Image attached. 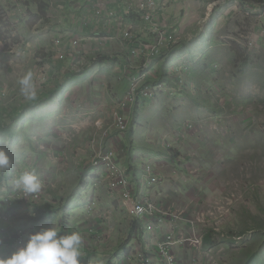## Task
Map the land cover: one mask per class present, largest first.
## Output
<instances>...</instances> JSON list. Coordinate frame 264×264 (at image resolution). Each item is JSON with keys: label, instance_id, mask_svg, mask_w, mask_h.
<instances>
[{"label": "rangeland", "instance_id": "1", "mask_svg": "<svg viewBox=\"0 0 264 264\" xmlns=\"http://www.w3.org/2000/svg\"><path fill=\"white\" fill-rule=\"evenodd\" d=\"M46 1L50 10L53 3L59 2ZM205 4V19L207 25L210 24L206 38L208 44L204 45L201 31L198 32L199 37L189 34L190 40L187 41L190 46L187 47H191V51L196 50L197 55L191 61L192 73L183 75L182 90L175 95L170 90L162 91L156 99L137 106L130 113H133L131 126L126 134L129 133L127 139L131 144L133 177L137 180L142 176L139 158L155 153L159 158L157 167L167 177V181L157 188L163 189L165 209L180 210L186 213L185 220L195 223L181 225L191 240L201 235L213 241L214 246H204L199 251L178 246L174 254L179 264H264V39L252 50L248 39L260 30L259 15H250L243 2L219 7ZM2 11L5 12L4 9ZM43 68L37 71V77ZM7 73L0 72V79L10 83L14 75L13 72L12 75ZM166 75L165 71L162 78L165 79ZM47 83L53 84L49 77ZM45 84L41 79L35 81V85L28 89L29 94H37L48 85ZM0 99V121L13 128L14 121L8 116L21 102L16 103L9 94ZM76 104L72 102V105ZM116 104L112 99L108 101V113L100 115L99 120L105 124L112 122L111 111ZM143 106V112L137 116L136 109ZM43 129H47L46 124ZM38 130L39 127H32L28 132L22 131L16 140H0V182L5 180L6 173H15L17 177H7L6 180H12L9 188L18 195L32 183L27 175L28 169L26 173L29 165L25 160L27 153L37 148L35 161L39 163L42 153L48 150L43 135H35ZM65 130H68L70 138L77 137L69 125ZM97 136L95 131L90 139L92 148ZM171 156L176 163L170 161L168 157ZM67 178H49L51 181L47 180V184L58 185V188L48 190L47 194L50 192L54 199L55 195L60 196V189ZM14 180L17 181L13 183ZM79 181L85 185V179L80 178ZM7 195L6 191L2 194L3 206ZM42 204L44 202L37 204V208ZM22 209L30 211V215L36 211L30 205ZM62 211L64 214L68 212ZM119 213L121 220L117 229L121 248L133 246L134 239L138 245L142 243L146 236L142 224L133 222L131 228L125 219L127 213L123 210ZM91 217L88 215L87 218ZM31 218L34 217H27V220ZM43 219L50 221L54 230L61 224L57 222L58 218ZM68 226L66 222L64 228L68 229ZM166 230V227L161 230L160 241L170 229ZM61 234H64L62 228ZM152 245L154 243H150ZM150 250V253L156 251L154 248ZM150 253L149 256H153Z\"/></svg>", "mask_w": 264, "mask_h": 264}, {"label": "crops", "instance_id": "2", "mask_svg": "<svg viewBox=\"0 0 264 264\" xmlns=\"http://www.w3.org/2000/svg\"><path fill=\"white\" fill-rule=\"evenodd\" d=\"M205 3H209L208 0H172L167 3L169 21L172 28L179 27L181 43L175 50L154 61L153 69L149 71L150 77L161 79L170 65L179 58L194 61L197 51H191V47H187L190 46L187 41L190 40L189 34L194 33L199 37L198 32L201 31L204 45L208 44L206 38L209 36L210 30L207 32V29H210V24L207 25L208 21L205 19ZM111 8L125 11L126 0L114 1ZM0 11V16L4 17V20H0V72L6 71L10 75L13 72L14 75L10 83L0 79V97L3 98V91H6L10 97L16 99V103L21 102L8 116L14 121L11 128L17 139L22 131L28 132L32 127H39L40 130L35 135L42 134L48 147L47 152L40 156L39 163L35 161L36 142L33 145L36 150L27 153L25 160L29 165L26 167V173L28 169L27 175L31 177L32 183L27 182L29 186H36L38 181H43L46 184V189H43L46 200L44 204L38 205V208L33 206L36 209L34 215H30L31 212L23 210L22 207V220L25 224L31 223L26 225L30 232L45 231L46 245L52 251L58 249L55 243L64 236L61 234V228L63 233L67 231L63 227V218L66 216L70 228L68 233L74 231L79 237L82 264L137 263L140 252L158 247L161 230L165 227L166 231L170 229L168 220L162 218L159 220L161 222L156 223L157 227L149 228L150 224L128 216L119 197L111 192L103 172L92 165L96 148H92L90 139L96 131L100 143L97 147L106 151L115 150L119 164L129 171L140 197H154L161 205L165 204L161 193L163 189H157L161 185L143 184L145 170L149 166L157 174L166 176L164 171L157 167L159 158L155 153L139 158L141 162L138 166L143 172L139 179L134 180L131 144L127 139L129 133L114 129L112 122H107V136L105 130L101 131L96 126L100 115L108 113V101L111 102L112 99L117 102L130 90V80L124 72L125 66L137 67L141 58L131 56L129 45L122 35V28L115 21L107 24L95 15L92 0H59L57 4H52L46 20L39 18L37 5L29 0H0ZM137 23L140 24V21ZM77 41L82 43L81 48L88 58L96 53L106 56L104 61L89 66L85 74L77 71L78 48L74 47ZM69 50L76 53V56H69L65 61H60L59 52ZM42 67L49 68L48 77L53 84L46 83L48 85L45 84V88L42 86L44 89L39 90L37 94H29L28 89L30 85H35V79H42L36 75ZM7 76L9 77L8 73ZM73 101L77 104L72 105ZM143 109L144 106L136 109L137 116ZM54 115L57 117L53 118ZM44 124L47 125L46 130L43 129ZM67 125L77 137H69L68 130H65ZM16 137L13 140H16ZM103 137L109 138L104 140ZM168 158L176 163L172 156ZM14 176L17 177L15 173H6L5 180L0 182V199L4 191L13 190L9 188L12 180L6 178ZM58 176L68 178L60 189V196L55 195L54 199L51 198L50 192H47L57 189L58 185H48L46 181ZM80 178L85 179V185L79 181ZM15 181L17 180L13 183ZM94 198L99 201L100 213L88 219L87 208L90 200ZM1 201L2 199L0 204H3ZM61 202L63 204H59ZM62 210L68 212L64 214ZM119 210L127 213L128 217L125 219L127 218L131 228L133 222L142 224L146 236L139 245L134 239L133 246L131 244L128 249L121 248V236L117 229L121 220ZM27 217L34 218L27 220ZM46 217L58 218L57 222L61 224L54 230L52 223L43 219ZM127 227L129 228L128 224ZM97 236L102 237L101 240L104 241L93 239ZM15 243V236H3L0 233V264H26L23 251L18 250ZM150 243L154 245L150 246ZM132 247L133 250L130 251ZM176 252L180 254L178 249Z\"/></svg>", "mask_w": 264, "mask_h": 264}, {"label": "built area", "instance_id": "3", "mask_svg": "<svg viewBox=\"0 0 264 264\" xmlns=\"http://www.w3.org/2000/svg\"><path fill=\"white\" fill-rule=\"evenodd\" d=\"M114 1L118 0H92V6L95 15L107 24L115 21L122 28V35L129 45L132 57H140L141 62L131 67L125 66L126 77L130 80V90L127 95L117 101L114 109L111 111L112 127L114 129L126 132L130 128V113L138 106L150 102L162 92L170 90L172 95L180 92L183 87L185 73H192L191 60L185 58L177 59L170 65L167 72L168 80L161 78H152L149 71L153 69L154 61L161 56L175 50L181 43L182 36L179 34V27H173L169 21L167 3L172 0H126L127 9L117 10L111 6ZM245 0H208L211 7L221 5H230L232 3H245V10L253 16L259 15L258 24L260 30L248 37L250 49L259 46L260 40L264 39V3L247 4ZM2 18V17H1ZM133 18V20H132ZM140 21V24L137 23ZM113 39H115L113 37ZM80 42H75L79 46ZM80 50L78 64L81 65L82 71L91 61H98L101 53L91 59ZM69 56L68 52H61L59 60L65 61ZM137 70V72H136ZM49 69L41 70L40 77L44 82L48 79ZM179 89V90H178ZM8 92L3 91V96L7 97ZM97 127L99 130H105V123L99 120ZM109 134V130H105ZM108 136V135H107ZM106 140L109 137H103ZM99 134L95 139V149L92 159V165L103 172L108 185L122 202V206L127 210L129 216L133 219L143 220L150 224L149 228L157 227V222L162 218H167L170 223L169 232L159 242L156 247V254L149 256V251L140 252L138 262L135 264H179L174 251L178 246L184 245L197 251L205 246V239L199 235L194 239L182 229V224L188 223L195 225L190 219L185 220V213L180 210H166L163 205L156 202L149 196L140 197L138 189L132 181L129 171L123 168L117 159V154L113 150L105 151L98 148ZM102 145V143H101ZM171 146V144H170ZM146 177L143 182L146 186L159 185L167 181L165 175L157 174L151 166L146 168ZM46 185L38 181L36 186H29L22 189L21 194L14 190L7 191L8 195L4 196L5 206L0 204V232L3 236H15L16 246L24 248L30 252L33 262L31 264H81L79 256L81 254V244L76 233L70 232L60 241L58 252L50 251L46 248L45 231L30 232L22 220V207L25 205L35 206L44 200L43 189ZM88 212L92 216L99 213V202L93 199L89 206ZM16 222H18L16 224ZM101 241L102 237H94ZM197 264V263H196Z\"/></svg>", "mask_w": 264, "mask_h": 264}, {"label": "trees", "instance_id": "4", "mask_svg": "<svg viewBox=\"0 0 264 264\" xmlns=\"http://www.w3.org/2000/svg\"><path fill=\"white\" fill-rule=\"evenodd\" d=\"M31 2H33L34 4L37 5L38 7V11H39V18L46 20L47 16L49 14V10H50V6L47 3L46 0H29ZM244 2H246L247 4H263L264 0H245ZM102 57V61H104L106 58V56H101ZM168 72V70L166 71ZM165 79H169L168 76H165ZM4 123L0 121V140L1 141H7V139H12L16 137V133L14 132V130L10 127H6L5 125H3ZM14 144V143H13ZM132 169V168H131ZM66 220L67 218H64V222H63V227L66 224ZM205 246L209 247V246H214L213 241H211V239L209 237L205 238Z\"/></svg>", "mask_w": 264, "mask_h": 264}, {"label": "clouds", "instance_id": "5", "mask_svg": "<svg viewBox=\"0 0 264 264\" xmlns=\"http://www.w3.org/2000/svg\"><path fill=\"white\" fill-rule=\"evenodd\" d=\"M2 17V18H1ZM0 20H4V17L3 16H0ZM80 42V41H79ZM74 47H76L75 46V43H74ZM82 47V43L80 42V45L79 46H77L76 48H78V52H77V54H78V56H79V52H80V50L82 49L81 48ZM83 50V49H82ZM83 52H85V51H83ZM61 54V52H59V55ZM84 54V53H83ZM96 55V54H95ZM94 55V56H95ZM69 56H71V57H75L76 56V53H73V51H71L70 52V50H69ZM68 56V57H69ZM93 56V57H94ZM102 54H100V57H99V60L98 61H91V63H89L82 71L80 70V67H81V65L80 64H78V62H77V65H78V72H81V73H85L86 71H87V69H88V67L89 66H91L92 64H97V63H99L100 61H101V59H102ZM93 57H90L91 59L93 58ZM78 60V59H77ZM61 61V60H60ZM43 69H45V68H43ZM49 69V68H48ZM85 71V72H84ZM35 81H37L36 79H35ZM44 83H47V81L46 82H44ZM41 182H43V181H41ZM44 183V182H43ZM45 184V183H44ZM46 185V184H45ZM110 188V187H109ZM45 189H46V187H45ZM111 190V189H110ZM43 191V190H42ZM112 192V191H111ZM113 193V192H112ZM95 199V198H94ZM44 200H45V198H44ZM44 200H43V202H44ZM93 199H91L90 200V202L92 201ZM97 200V199H96ZM42 202V203H43ZM90 202H89V204H90ZM99 202V201H98ZM35 206H37V204L35 205ZM89 206V205H88ZM87 213H89L88 212V208H87ZM99 213H100V208H99ZM98 213V214H99ZM128 213V212H127ZM97 214V215H98ZM89 215H91V214H89ZM92 216V215H91ZM95 216V215H94ZM128 216H129V214H128ZM130 217V216H129ZM67 218V217H66ZM131 218V217H130ZM133 219V218H132ZM135 220H138V219H135ZM28 222V221H27ZM25 225H27L28 226V223L27 224H25ZM28 229V228H27ZM67 231L66 232H64V236L59 240V242L58 243H55L57 246H58V249H59V243H60V241L66 236V234H68V232H69V230H70V228H68V229H66ZM1 233V232H0ZM2 234V233H1ZM101 241H104V239L103 240H101ZM16 244V243H15ZM17 247V246H16ZM18 248V250H22L23 251V253H24V255H25V260H26V264H31L32 262H33V260H32V257H31V255H30V252L29 251H27L26 249H24V248H20V247H17ZM46 248L48 249V247H47V245H46ZM58 249H55V250H52L53 252H58ZM145 251H149V253H150V251L151 250H144V251H142V252H145ZM80 256H81V254H80ZM80 256H79V259L78 260H80V262H81V259H80ZM81 264H82V262H81Z\"/></svg>", "mask_w": 264, "mask_h": 264}]
</instances>
